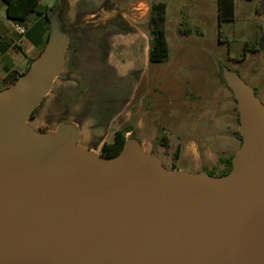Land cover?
Here are the masks:
<instances>
[{"label": "water", "instance_id": "1", "mask_svg": "<svg viewBox=\"0 0 264 264\" xmlns=\"http://www.w3.org/2000/svg\"><path fill=\"white\" fill-rule=\"evenodd\" d=\"M66 48L52 22L39 57L0 91V264H264V104L254 90L226 73L243 136L230 174L167 177L126 145L111 172L86 174L71 128L22 126Z\"/></svg>", "mask_w": 264, "mask_h": 264}, {"label": "rangeland", "instance_id": "2", "mask_svg": "<svg viewBox=\"0 0 264 264\" xmlns=\"http://www.w3.org/2000/svg\"><path fill=\"white\" fill-rule=\"evenodd\" d=\"M146 1L55 0L50 13L67 41L55 80L65 93L58 91L52 112L45 97L52 85L22 126L56 132L64 122L75 146L97 156L118 129L130 128L126 153L140 150L167 177L215 179L225 169L220 157L233 156L234 169L243 149L232 78L221 80L220 65L237 71L264 104V0H234V19L221 22L212 0ZM158 2L166 4L169 54L153 62L149 19ZM65 105L71 113L61 111Z\"/></svg>", "mask_w": 264, "mask_h": 264}, {"label": "crops", "instance_id": "3", "mask_svg": "<svg viewBox=\"0 0 264 264\" xmlns=\"http://www.w3.org/2000/svg\"><path fill=\"white\" fill-rule=\"evenodd\" d=\"M212 1L215 2V7L219 15V0ZM54 2L55 0H39L38 8L45 9L53 7V9L50 10L51 12L55 10L57 6V2ZM143 3L148 4L150 2L143 0ZM7 6L6 0H0V91L12 86L29 70L32 61L39 57L48 44L52 30V22H54L56 18L55 12L53 16L49 12V20L45 14H38L35 12L30 13L26 19L11 18L8 16ZM19 27L25 29L24 34L20 33ZM52 85V94L48 93L45 97H47L46 104H48V107L54 112L53 107H55V103H57L56 94L59 90L65 93L64 88L66 84L55 80ZM37 107L38 113L39 106ZM61 111L71 113L67 105H65ZM63 123L64 122H61V124ZM86 147L88 148L87 145Z\"/></svg>", "mask_w": 264, "mask_h": 264}, {"label": "trees", "instance_id": "4", "mask_svg": "<svg viewBox=\"0 0 264 264\" xmlns=\"http://www.w3.org/2000/svg\"><path fill=\"white\" fill-rule=\"evenodd\" d=\"M7 1V13L11 18L26 19L32 12L38 14H45L48 20L50 19L49 12L53 7L45 9H39V0H6ZM235 1L234 0H219V21L232 20L235 16ZM166 4L163 2L152 3L151 15L149 23L151 25L152 38L150 45L149 58L153 62H160L167 58L169 54V44L166 36L163 22L165 21ZM34 61V60H33ZM32 61V63H33ZM31 63V64H32ZM230 72V68L224 65H220L218 72L222 81L227 82L226 73ZM238 75V72H234ZM256 94V92H255ZM37 108L31 113L30 118H33L37 114ZM238 120L240 121V113L238 111ZM132 131L130 128L118 129L115 133L114 139L111 142H104L101 150L99 151L102 157L111 158L119 155L126 145V134ZM41 132H46L42 128ZM239 139L243 140V136L238 130L235 132ZM220 161L225 164V169L217 176H225L231 173L233 169V156L220 157ZM210 175H214L215 172L210 171Z\"/></svg>", "mask_w": 264, "mask_h": 264}, {"label": "bare ground", "instance_id": "5", "mask_svg": "<svg viewBox=\"0 0 264 264\" xmlns=\"http://www.w3.org/2000/svg\"><path fill=\"white\" fill-rule=\"evenodd\" d=\"M84 157L86 159V163L92 168L94 169L93 172H91V174H95L98 175L99 173H103V172H111L115 166L118 164L121 155L116 157V158H102L100 156H97L93 153H86L84 154Z\"/></svg>", "mask_w": 264, "mask_h": 264}, {"label": "built area", "instance_id": "6", "mask_svg": "<svg viewBox=\"0 0 264 264\" xmlns=\"http://www.w3.org/2000/svg\"><path fill=\"white\" fill-rule=\"evenodd\" d=\"M19 31H20L21 34L25 33V29L23 27H19Z\"/></svg>", "mask_w": 264, "mask_h": 264}]
</instances>
